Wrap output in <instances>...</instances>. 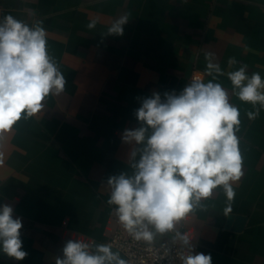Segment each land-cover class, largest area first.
I'll list each match as a JSON object with an SVG mask.
<instances>
[{
	"label": "crops",
	"instance_id": "0c3cea01",
	"mask_svg": "<svg viewBox=\"0 0 264 264\" xmlns=\"http://www.w3.org/2000/svg\"><path fill=\"white\" fill-rule=\"evenodd\" d=\"M7 15L42 22L66 84L41 113L13 126L2 149L0 205L21 219L28 255L16 261L0 253V264H55L69 239L108 244L125 230L107 203L108 179L134 171L139 146L125 143L123 132L139 126L144 98L178 94L195 72L204 82L215 76L240 111L244 174L233 185L231 212L220 187L176 229L191 233L194 252L210 254L212 264H264V109L240 101L227 75L209 76L205 60L212 52L225 73L247 65L264 79V0H0V20ZM122 16L123 35L107 34ZM229 58L237 61L231 68ZM230 214L246 217L241 230L227 227Z\"/></svg>",
	"mask_w": 264,
	"mask_h": 264
},
{
	"label": "clouds",
	"instance_id": "9594fccd",
	"mask_svg": "<svg viewBox=\"0 0 264 264\" xmlns=\"http://www.w3.org/2000/svg\"><path fill=\"white\" fill-rule=\"evenodd\" d=\"M127 17L108 28L109 35H123ZM87 27H96L92 20ZM209 76L227 75L235 95L254 108L264 109V79L248 74L247 65L225 73L212 52L205 53ZM237 61L229 58L231 68ZM216 77L204 82L194 77L178 94L154 92L135 111L139 126L126 129L122 140L139 146L132 152V175L108 179L109 205H115L119 222L134 240L151 243L155 234L175 232L180 264H212L210 254L195 253L191 233L176 231L202 199L222 187L231 212L233 185L243 176V157L236 132L240 111ZM66 79L48 52L47 33L42 22L29 25L12 15L0 20V164L8 134L22 118L41 113L44 101L65 89ZM259 109L247 113L249 119ZM139 153V159L135 157ZM9 204L0 205V253L23 261L28 253L21 240L22 221L13 217ZM154 229V231L152 230ZM93 248L95 249L93 251ZM55 264H126L108 245H92L69 239Z\"/></svg>",
	"mask_w": 264,
	"mask_h": 264
},
{
	"label": "built area",
	"instance_id": "2783aa9c",
	"mask_svg": "<svg viewBox=\"0 0 264 264\" xmlns=\"http://www.w3.org/2000/svg\"><path fill=\"white\" fill-rule=\"evenodd\" d=\"M203 76L199 72L192 75ZM176 231L180 232L176 229ZM175 232L167 233L159 242H146L144 240H134L126 230L113 234L108 242L117 248L124 256L126 264H180L178 253L182 251L181 245L177 240L173 243Z\"/></svg>",
	"mask_w": 264,
	"mask_h": 264
},
{
	"label": "water",
	"instance_id": "95a60500",
	"mask_svg": "<svg viewBox=\"0 0 264 264\" xmlns=\"http://www.w3.org/2000/svg\"><path fill=\"white\" fill-rule=\"evenodd\" d=\"M246 217L243 215H233L230 214L227 218V227L232 228L233 230H241L244 226ZM93 245H100L99 242H95ZM108 245L113 252H118L121 259L125 260V256L114 246H111L110 244H104ZM95 249L93 248V251Z\"/></svg>",
	"mask_w": 264,
	"mask_h": 264
}]
</instances>
